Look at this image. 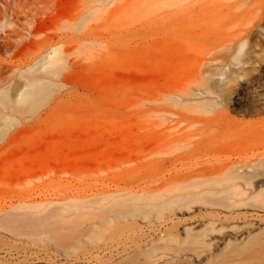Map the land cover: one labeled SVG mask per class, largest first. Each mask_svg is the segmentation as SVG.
Instances as JSON below:
<instances>
[{
	"label": "rangeland",
	"instance_id": "374dc122",
	"mask_svg": "<svg viewBox=\"0 0 264 264\" xmlns=\"http://www.w3.org/2000/svg\"><path fill=\"white\" fill-rule=\"evenodd\" d=\"M262 180L264 0H0V202L122 236L90 264L256 263Z\"/></svg>",
	"mask_w": 264,
	"mask_h": 264
},
{
	"label": "bare ground",
	"instance_id": "6f19581e",
	"mask_svg": "<svg viewBox=\"0 0 264 264\" xmlns=\"http://www.w3.org/2000/svg\"><path fill=\"white\" fill-rule=\"evenodd\" d=\"M246 164L248 169L255 170L253 166ZM223 175L224 178L220 182L226 183V192L230 194L239 193L240 181H245V188H249L254 182L251 172L242 166L241 170L239 168L237 171L228 169ZM261 184H264V180ZM232 185L234 187L231 189ZM25 203V199L0 202V235L3 232L10 237L6 240V236L4 237L3 234L4 238L0 236V255L4 253L14 264H81L80 260L88 261L86 264H90L94 258L98 259L97 253L109 246L120 248L122 236L117 233H112L106 238H104L106 232L91 236L89 232L92 229L81 228L83 225L76 216L65 212L48 211L43 206ZM252 203L258 207H264V189L252 195ZM87 220L91 219H84V221ZM11 237L15 240L14 244H7ZM19 242L22 243L19 244ZM246 251L248 256L252 255L250 261H256V263L242 261L233 264H264V254H255L251 249L238 248L235 253H237L236 256H243ZM3 261L0 258V264L7 262L2 263ZM10 261L7 263L9 264Z\"/></svg>",
	"mask_w": 264,
	"mask_h": 264
}]
</instances>
